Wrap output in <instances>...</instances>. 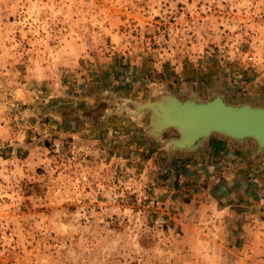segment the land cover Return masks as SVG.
<instances>
[{"label": "rangeland", "instance_id": "rangeland-1", "mask_svg": "<svg viewBox=\"0 0 264 264\" xmlns=\"http://www.w3.org/2000/svg\"><path fill=\"white\" fill-rule=\"evenodd\" d=\"M244 61L264 0H0V264H264V166L258 198L188 180L183 208L218 134L171 149L137 109L210 98Z\"/></svg>", "mask_w": 264, "mask_h": 264}, {"label": "crops", "instance_id": "crops-1", "mask_svg": "<svg viewBox=\"0 0 264 264\" xmlns=\"http://www.w3.org/2000/svg\"><path fill=\"white\" fill-rule=\"evenodd\" d=\"M255 62V61H254ZM240 67L247 70L246 73L231 71L234 74H220L221 77L217 80L214 90L208 93L209 97L213 95H222L226 101L230 103H250L253 105H264V63H248L244 61L239 64ZM222 69V68H221ZM240 71V68H235ZM230 74V73H229ZM229 76V78H228ZM237 84V89L231 86V82ZM211 90V89H210ZM210 139L214 141L211 143ZM208 139L205 146L195 152L196 159L186 162V168L179 175V186L184 192L180 194L182 199L189 196L183 208H196L197 203L192 190L186 189V182L200 181L208 182L216 187H221L225 199L244 196L250 198H258L257 191L262 188L261 167L264 166V158L262 155H257L259 148L250 140L232 142L227 141L224 148L215 153V141L221 140L216 135ZM254 144V145H253ZM203 156V157H201ZM202 178V179H199ZM225 191V192H224ZM243 198V197H242ZM200 210V208L198 207Z\"/></svg>", "mask_w": 264, "mask_h": 264}, {"label": "water", "instance_id": "water-1", "mask_svg": "<svg viewBox=\"0 0 264 264\" xmlns=\"http://www.w3.org/2000/svg\"><path fill=\"white\" fill-rule=\"evenodd\" d=\"M137 109L150 110L149 126L155 136L170 129L176 132L177 137L164 142L171 149L193 150L213 134L235 141L251 139L264 149V105L233 104L218 94L202 100L163 93L138 103Z\"/></svg>", "mask_w": 264, "mask_h": 264}, {"label": "trees", "instance_id": "trees-1", "mask_svg": "<svg viewBox=\"0 0 264 264\" xmlns=\"http://www.w3.org/2000/svg\"><path fill=\"white\" fill-rule=\"evenodd\" d=\"M218 137L221 139L219 141H215V144L216 146H214V152L217 153L219 151H221L223 148H224V144L225 142L227 141H232V142H239V141H235V140H232V139H229L227 137H224V136H220L218 135ZM214 140L213 139H210V142L212 143Z\"/></svg>", "mask_w": 264, "mask_h": 264}, {"label": "built area", "instance_id": "built-area-1", "mask_svg": "<svg viewBox=\"0 0 264 264\" xmlns=\"http://www.w3.org/2000/svg\"><path fill=\"white\" fill-rule=\"evenodd\" d=\"M156 222L160 224V223L163 222V220L162 219L161 220H157Z\"/></svg>", "mask_w": 264, "mask_h": 264}]
</instances>
